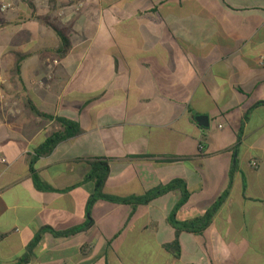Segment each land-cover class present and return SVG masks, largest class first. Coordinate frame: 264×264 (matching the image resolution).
I'll return each mask as SVG.
<instances>
[{
  "label": "crops",
  "instance_id": "1",
  "mask_svg": "<svg viewBox=\"0 0 264 264\" xmlns=\"http://www.w3.org/2000/svg\"><path fill=\"white\" fill-rule=\"evenodd\" d=\"M3 4L0 264H17L44 227L87 223L72 235L42 232L28 264H264V0ZM50 25L66 33L64 55L52 52L60 41ZM27 100L82 133L37 155L61 127L31 115ZM99 161L108 196L181 180L190 195L178 222L228 194L206 229L179 232L175 257L165 245L176 238L168 216L181 193L88 208L94 184L84 177Z\"/></svg>",
  "mask_w": 264,
  "mask_h": 264
},
{
  "label": "trees",
  "instance_id": "2",
  "mask_svg": "<svg viewBox=\"0 0 264 264\" xmlns=\"http://www.w3.org/2000/svg\"><path fill=\"white\" fill-rule=\"evenodd\" d=\"M50 27L54 31V33L56 34V36L59 38V41H60L58 48L54 49L52 52L56 54L57 56L64 55L70 46L66 33L63 29H59L53 25H50ZM14 72L16 74L18 73V66H15ZM25 108L31 115L37 118L43 119L45 121H55L61 127V130L59 132H55L51 134L36 149L37 155H47L59 143L75 138L82 133V130L80 129L77 123L66 120V119L53 117L51 115L43 114L39 112L29 100L26 101ZM108 171L109 169H108L107 162L99 161V162H93L90 164L89 171L84 177V181H91L94 184V192L89 200L88 208H90L97 201H107L111 203L125 204V205H132V206L147 205L152 200L158 197H161L167 194L168 192L179 191L181 193V198L179 202H177V204L174 206V208L171 210L168 216V223L173 229H175L176 238L172 243L165 245V249L171 252L175 257H178L179 255V243H178L179 232L185 231V232L197 234V233L202 232L204 229H206L210 225L212 218L214 217L215 213L219 210V208L225 201L227 194H228V190L225 191L213 203V205L206 211V213L202 217L195 218V219H192L186 222H178L175 218V214L177 210L187 201L190 195L186 189V186L181 180H173L169 184L154 188L146 192L144 195L140 197L117 198L113 196H108L103 193V186L108 176ZM31 172L33 174V171ZM33 179H34V182L37 188H40L42 190L52 191L50 187L41 184L35 175H33ZM90 225H91L90 223H87L83 226L73 227L64 232H55L49 227L42 228L38 232V234H36L34 241L29 245L27 249V253L22 258L19 259L17 264H28V260H29L32 248L40 239L42 232L44 231L51 232L55 236H67V235L75 234L77 232L84 231L88 227H90Z\"/></svg>",
  "mask_w": 264,
  "mask_h": 264
},
{
  "label": "built area",
  "instance_id": "3",
  "mask_svg": "<svg viewBox=\"0 0 264 264\" xmlns=\"http://www.w3.org/2000/svg\"><path fill=\"white\" fill-rule=\"evenodd\" d=\"M49 3H56V2H60L61 0H47ZM71 2L73 3V7L76 10H79V8L82 7L84 0H71ZM11 8L10 4H3L0 6V11L4 12L7 11L8 9ZM251 168L256 169L258 164L256 162H251L250 163Z\"/></svg>",
  "mask_w": 264,
  "mask_h": 264
},
{
  "label": "water",
  "instance_id": "4",
  "mask_svg": "<svg viewBox=\"0 0 264 264\" xmlns=\"http://www.w3.org/2000/svg\"><path fill=\"white\" fill-rule=\"evenodd\" d=\"M197 122L199 123V125L201 126H207V117H197Z\"/></svg>",
  "mask_w": 264,
  "mask_h": 264
}]
</instances>
